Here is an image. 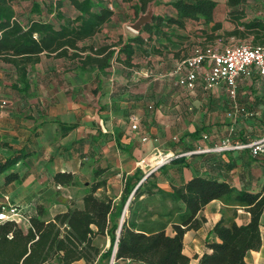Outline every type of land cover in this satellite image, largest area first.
<instances>
[{
	"label": "crops",
	"instance_id": "1",
	"mask_svg": "<svg viewBox=\"0 0 264 264\" xmlns=\"http://www.w3.org/2000/svg\"><path fill=\"white\" fill-rule=\"evenodd\" d=\"M170 1L152 4V19L175 15ZM152 19L151 33L139 31L148 23L128 34L121 29L108 33L109 26L104 27L97 40L109 36L108 41L115 42L121 37V45L129 43L135 54L126 63L122 52L121 61L113 60L103 70L42 53L22 74L0 59V204L7 199L29 216L43 207V218L50 220L73 202L82 206L83 197L98 182L96 194L118 203L129 180L133 191L119 219L114 251L133 192L146 175L154 186L139 198L143 208L138 221L168 234L175 233L183 203L162 191L171 193L194 176L228 182L236 190L263 188L264 154L255 157L249 149L199 150L228 136L248 141L264 135V76L257 71L239 75L233 98L225 82L206 86V59L195 86L181 85L179 79L187 70L182 62L196 49L211 46L193 36L203 26H156ZM138 34L141 40H128ZM168 156L175 157L166 162ZM9 159L14 163L3 168ZM57 172L73 173L74 184L56 183ZM199 215L204 217L202 225L184 234L188 264H198L211 251L208 241H220L212 229L222 217L238 224L251 219L244 206L220 199L210 201ZM260 231L262 245L247 252V264H264V210ZM102 237L109 249L111 237Z\"/></svg>",
	"mask_w": 264,
	"mask_h": 264
},
{
	"label": "trees",
	"instance_id": "2",
	"mask_svg": "<svg viewBox=\"0 0 264 264\" xmlns=\"http://www.w3.org/2000/svg\"><path fill=\"white\" fill-rule=\"evenodd\" d=\"M28 1V13L25 14L19 6L20 0H0V59L14 65L22 74L31 64L39 61L42 53L67 57L83 67L97 65L103 70L113 60L121 61V53L124 52V62L129 63L135 50L129 43L123 47L121 37L115 42H109V36L97 40L116 14L113 4H128L139 17L160 0ZM246 2L227 0L230 20L237 24V28L228 33L238 34L241 32L240 26H243L245 33L256 35L253 45H264V18L242 21L246 16ZM170 5L176 14L154 15L152 22L156 26L175 24L185 28L188 22H194L203 25L202 34L209 39L222 28V23L215 18V0H172ZM143 29L152 32L149 23L139 31ZM141 39L142 36L138 34L128 40ZM14 161L9 159L2 167L6 168ZM150 176L133 192L119 230L116 260L140 264H188L190 258L183 251L184 234L202 225L204 217L199 213L214 199L244 206L250 212L251 219L247 224H238L234 219L222 217L212 229L220 241L207 242L211 251L204 253L198 264H247V252L261 247L264 186L258 192H249L236 190L228 182L194 176L174 187L171 193L162 191L174 201L183 203L178 223L173 225L175 233L168 234L164 228L150 230L145 223L138 221V211L143 208L139 198L144 193H151L154 186ZM53 180L58 184L71 185L75 182V176L71 172H57ZM100 186L98 182L85 194L82 206L73 202L50 220L43 218L44 208L39 207L36 215L29 216L30 224L27 227L17 220L0 222V264H76L78 261L93 264L100 255L99 247L93 242L98 235L111 237V246L101 253L100 259L111 257L119 219L133 187L127 180L116 203L107 195L96 194Z\"/></svg>",
	"mask_w": 264,
	"mask_h": 264
},
{
	"label": "built area",
	"instance_id": "3",
	"mask_svg": "<svg viewBox=\"0 0 264 264\" xmlns=\"http://www.w3.org/2000/svg\"><path fill=\"white\" fill-rule=\"evenodd\" d=\"M206 59L210 60V66L203 74L206 86L213 87L225 82L233 98L236 97L237 77L239 75H250L253 71H257L264 76V45L239 43L226 45L222 49L214 47L196 49L192 56L182 62V66H185L187 70L179 79V83L190 88L194 87L198 71ZM236 149H249L255 157L263 155L264 135L248 141H241L228 136L215 145L199 151L224 152ZM174 157L168 156L165 160L169 162ZM5 220H17L27 226L30 224L29 215L24 214L17 205L10 203L7 199L0 204V222ZM116 251L117 243L110 264H115Z\"/></svg>",
	"mask_w": 264,
	"mask_h": 264
},
{
	"label": "rangeland",
	"instance_id": "4",
	"mask_svg": "<svg viewBox=\"0 0 264 264\" xmlns=\"http://www.w3.org/2000/svg\"><path fill=\"white\" fill-rule=\"evenodd\" d=\"M217 8L215 18L216 20L222 23V28L214 33L211 39L207 38L202 34V30H197L198 33L193 36L198 37L205 44H210L211 46L220 48L221 46L226 45H234L239 43H252L255 44L256 35L252 33H245L244 27L240 26V31L238 34H229L228 32L233 31L237 28V24L230 20L228 14V5L227 0H216ZM21 9H23V13L26 14L27 8L29 6L28 0H20ZM113 7L116 9V14L113 17L112 21L109 23L108 33H115V29H121L123 32L134 33L136 30L132 27V25L139 18L136 16L135 11L128 4H123L118 2L113 4ZM246 16L242 19L243 22H248L254 20L256 18H264V0H247L246 4ZM151 12V8H149L144 13ZM142 13V14H144ZM141 14V15H142ZM196 25L201 26L202 24L196 23ZM212 25V24H211ZM203 26V25H202ZM205 44H201L202 46ZM260 44V43H257ZM204 47V46H203ZM104 238L102 235H98L94 238L93 242L100 249V255L96 258L93 264H110L111 257L100 259L101 253H103L107 247L104 246ZM56 264V263H53ZM79 264H85L84 261H81ZM117 264H119L117 262Z\"/></svg>",
	"mask_w": 264,
	"mask_h": 264
},
{
	"label": "water",
	"instance_id": "5",
	"mask_svg": "<svg viewBox=\"0 0 264 264\" xmlns=\"http://www.w3.org/2000/svg\"><path fill=\"white\" fill-rule=\"evenodd\" d=\"M152 19V12L144 13L139 16V18L136 20V22L132 25V27L135 30H139L142 25L145 23L150 22ZM148 175H146L144 178H146Z\"/></svg>",
	"mask_w": 264,
	"mask_h": 264
}]
</instances>
